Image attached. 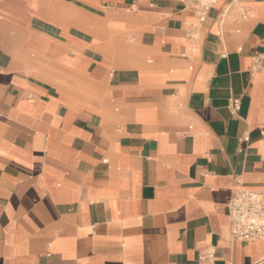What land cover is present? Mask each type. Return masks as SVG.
I'll return each mask as SVG.
<instances>
[{
  "label": "crops",
  "instance_id": "crops-1",
  "mask_svg": "<svg viewBox=\"0 0 264 264\" xmlns=\"http://www.w3.org/2000/svg\"><path fill=\"white\" fill-rule=\"evenodd\" d=\"M227 1L0 0V264H264L227 212L264 195V0Z\"/></svg>",
  "mask_w": 264,
  "mask_h": 264
},
{
  "label": "built area",
  "instance_id": "built-area-1",
  "mask_svg": "<svg viewBox=\"0 0 264 264\" xmlns=\"http://www.w3.org/2000/svg\"><path fill=\"white\" fill-rule=\"evenodd\" d=\"M184 7L191 8L200 20L206 13L216 6L221 0H178ZM233 10L236 20H246L250 16L247 5L238 0H228L223 9L219 11L216 18L223 23ZM264 68V57L255 54L252 57L250 73L254 75L258 70ZM228 109L236 113L240 107L238 97H231L228 101ZM247 137H243L246 140ZM229 216L230 240L231 241H255L264 238V195L259 188H248L236 177L230 201L227 205ZM212 251L207 250L200 259H210Z\"/></svg>",
  "mask_w": 264,
  "mask_h": 264
}]
</instances>
